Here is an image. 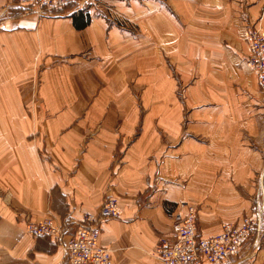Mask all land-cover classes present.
Returning <instances> with one entry per match:
<instances>
[{"label": "crops", "instance_id": "1", "mask_svg": "<svg viewBox=\"0 0 264 264\" xmlns=\"http://www.w3.org/2000/svg\"><path fill=\"white\" fill-rule=\"evenodd\" d=\"M78 1L66 6L68 14L15 16L0 29V69H20L11 83L21 86L13 100L5 99L4 107L0 103L6 117L0 139V264H67L61 246L49 237L27 235L25 222L46 214L78 220L97 212L109 194L117 199L120 215L101 224L99 244L110 249L113 264H162L148 252L158 235L168 233L166 213L179 201L195 206L197 233L209 235L222 222L239 221L250 209L245 198L252 197L254 181L259 176L264 182V104L243 60V25L260 18L264 29V0H163L164 14L151 11L138 22L150 38L164 37L163 47L122 34L105 18L115 12L93 5H109L120 18L136 8L135 0L129 8L125 0H89L88 21ZM76 19L85 23L76 25ZM35 54L45 71L37 104L25 108ZM166 60L180 69L181 83L188 82L181 114L185 132L178 136V119L171 120L168 111L165 123L157 124V111L151 110L152 123L134 135L138 109L132 107L128 84L137 88L147 77L149 90L158 94L163 84L171 99L174 80ZM146 66L147 75L141 73ZM74 76L87 83L94 98L96 107L85 112L90 124L105 115L114 119L99 125L82 149L77 147L81 137L95 127L64 132L58 139L64 150L50 151V163L40 155L45 143L24 140L30 126L13 117L60 116V102L73 99L66 85ZM46 100L51 102L47 108ZM56 128L50 126V132Z\"/></svg>", "mask_w": 264, "mask_h": 264}, {"label": "rangeland", "instance_id": "2", "mask_svg": "<svg viewBox=\"0 0 264 264\" xmlns=\"http://www.w3.org/2000/svg\"><path fill=\"white\" fill-rule=\"evenodd\" d=\"M78 0H71L66 4H63L61 6H53L51 4H47L46 9L41 8L39 4L34 0H6L5 3H3L0 6V29H3V22L7 20L8 18H13L15 16L24 17L29 14H36L38 16H56L59 17L63 14H68V10H66V6L77 2ZM89 0H79V2L82 3V6L85 7V11L83 12L85 21H88L86 19H89V11L86 6L87 2ZM125 2L128 5V8L130 7L129 3L133 2V0H125ZM150 0H135L136 8L131 9L130 13H125V15L122 14V17L116 18V12L111 6L109 5H103V4H96L93 2V5L96 7H100L104 9L105 7L109 8L111 11L115 12L112 13V15H107L105 17L109 22L110 25L117 26L121 33H127L129 37L133 39H140V41L143 42L144 45H164V37H157L150 38L149 35H147L144 32L143 22H145L146 19L149 18V13L152 11L158 12L157 14H164V1L163 0H156L157 3H154L152 6L150 5ZM77 3V4H78ZM151 6V7H150ZM117 9V8H116ZM174 10V9H173ZM97 11V9H96ZM98 12V11H97ZM88 15V16H87ZM176 14L175 12L172 15V18H175ZM136 18V19H134ZM139 20H144L141 25L138 24ZM109 27V26H108ZM243 31H244V41L246 42V51L243 54V60L250 68L251 72L254 75L256 86L258 92L261 94V100L264 104V86L263 83L258 78V73L256 66L254 65V61L257 59L259 61H262L264 58V50L263 52L258 50L256 48V45L254 42H257V45L260 47V40L262 39L263 42V48H264V29L261 25V19L257 18L255 20L246 21L243 25ZM177 37L174 36V39ZM82 56L86 57L89 55V52H84L81 54ZM163 57H166L167 60L172 59L173 53H164L162 52ZM38 57L36 54L33 57V64L37 65ZM63 58L60 59L62 61ZM4 60V57L2 58ZM166 60L168 66L170 67L172 71V77H173V84L172 89L170 90V98H167L164 94L165 89L164 85H158L157 86V93L154 91L149 90L148 85V79L142 78V84L139 87H134L133 83L130 82L128 84V88L132 92L131 96V104L132 107L138 109L137 110V117L135 118L136 121L134 123L135 125V133L134 135L138 134L142 127L144 125H148L152 123V120L154 117H150L151 110H156V120L157 124H164L165 123V112H169V116H173L171 120L175 122V119H178V124L180 125V131L178 132V136L184 134L185 129L183 128V118H181V114L184 112L185 108V99H183V90L187 83H181L180 78V69L175 67V64H171ZM193 66H190V69H193ZM45 71V68L42 66V63H39L36 67H34L31 70V77L28 79L27 83V89L24 94L29 97V100L25 101L24 104H22V107H34L37 104V93L40 85V80L42 73ZM141 73L148 74L149 70L146 66L141 70ZM20 75V69H7L2 70L0 69V103L3 106L5 99L9 98L11 100L14 99L15 94H19L21 92L20 85L15 83L14 80H16L15 77L12 76H19ZM157 75H160V71L158 70ZM163 78V77H162ZM192 79L194 78L191 76V79L189 80L191 83ZM64 80H60V87L63 90V83ZM116 84H120V81L116 78L115 79ZM66 85V84H65ZM66 87L69 89L68 95L72 97L73 99L70 101H61V111L63 112L60 116L50 117V116H44V117H26V116H20V117H13L14 119H23L24 124L27 126H30L29 131L24 135L23 139L28 142H34L38 139L40 141H43L45 143V148L43 152H40V155L43 156L46 161L52 163L51 158L52 155L50 153L54 152V150H57L60 152V149H63L64 144H60L58 139L61 138L64 132H68V130L74 126H84V125H90L95 127L92 133L84 134L81 139L80 145H77L79 149L85 148V143L90 140L91 135L96 134L98 130L99 125L108 124L110 120L114 119L112 116H106L104 118H98L94 124H90L89 119L85 116V112L87 113L88 110H90L95 106L94 98L89 95V87L87 83L81 84V82L76 79L75 76L70 79L69 84L66 85ZM49 89L52 88L55 91H57L56 86H49ZM33 97H31V95ZM45 97L48 96V93L46 92L44 94ZM76 96L78 97V100L76 101ZM88 96V98H87ZM85 97V100H79V98ZM108 100L105 101V103ZM14 102V101H13ZM9 107H11V102L7 103ZM29 106H28V105ZM45 108L49 107L51 102L44 101ZM112 101L108 102V106L110 108H114L115 105H112ZM122 104V103H121ZM4 107V106H3ZM127 109H131L129 105H126ZM65 111H71L75 113L74 115H66ZM73 110H77V113ZM3 110H0V139L4 138V125L6 124V117H4ZM100 123V124H99ZM36 124L39 125V129H37L35 126ZM115 124H118V120L115 121ZM177 124V125H178ZM56 126L57 128L54 129L55 132H50V126ZM48 126V127H47ZM120 138L123 137V134L120 132L118 133ZM128 139V138H127ZM114 156L117 157V155L114 154ZM51 167V166H50ZM110 195V194H109ZM115 198V196H114ZM249 204L250 209L247 212H243V216L239 221L236 222H222L220 223V226L218 230H214L209 235H201L200 236H210L214 234H218L224 230V224H231L233 226V230L231 231V238H234L237 240L239 245L237 246L236 251L233 254H230L227 256L224 261L220 264H264V182L257 177V181H254V192L252 197H246L245 198ZM117 200V199H116ZM103 201V200H102ZM184 201H179L175 206L172 207L170 212H167L166 214L169 217L170 224L172 225L173 220L175 219L176 214L184 215L187 211V208L190 204H184ZM102 204V203H101ZM118 204V202H117ZM101 206V205H100ZM119 208V207H118ZM168 207L166 206V209ZM168 208L167 210H169ZM99 210V209H98ZM195 210V221H196V208ZM120 211V210H119ZM90 213V212H89ZM96 213V212H94ZM241 214V215H242ZM82 215V214H81ZM120 215V214H119ZM119 217V216H118ZM116 217V218H118ZM46 218H50L53 220L56 227L60 228L61 226L65 225L67 222L66 220H57L54 215L46 214L39 220H27L24 225V232L33 237H49V235H41V236H34L29 230L28 226L30 224H37L39 221H43ZM113 219V218H111ZM72 224V223H71ZM170 225V229H171ZM169 229L168 233L160 234L156 238V244L158 240L161 237L167 236L171 230ZM54 240L55 244L58 245V243L55 241L54 238H51ZM148 252L149 254L152 253L154 255V258H156L159 262L162 264H165L164 262L160 261L156 255H155V247ZM107 248V247H106ZM110 253V263L113 264V259L111 255V251L109 248H107ZM63 250V249H62ZM64 251V250H63ZM65 254V252H64ZM66 255V254H65ZM67 258V256H66ZM68 264V262H67Z\"/></svg>", "mask_w": 264, "mask_h": 264}, {"label": "built area", "instance_id": "3", "mask_svg": "<svg viewBox=\"0 0 264 264\" xmlns=\"http://www.w3.org/2000/svg\"><path fill=\"white\" fill-rule=\"evenodd\" d=\"M41 8L47 4L61 6L71 0H34ZM256 48L263 52V42ZM258 78L264 86V58L254 61ZM195 208L189 206L184 215L176 214L171 232L161 237L155 247L156 257L165 264H220L233 254L239 243L231 238L233 226L224 224V230L210 236H200L196 230ZM120 214L116 198L106 195L96 213H85L78 220H71L60 228L46 218L30 224L34 236L49 235L54 238L67 256L68 264H111L108 249L99 244L101 224ZM72 223V224H71Z\"/></svg>", "mask_w": 264, "mask_h": 264}, {"label": "trees", "instance_id": "4", "mask_svg": "<svg viewBox=\"0 0 264 264\" xmlns=\"http://www.w3.org/2000/svg\"><path fill=\"white\" fill-rule=\"evenodd\" d=\"M83 23H85V21L83 19L78 20V21L76 19V25H80L81 26Z\"/></svg>", "mask_w": 264, "mask_h": 264}]
</instances>
